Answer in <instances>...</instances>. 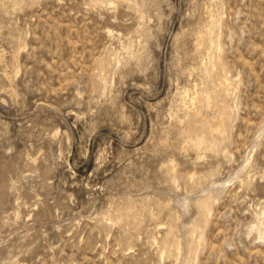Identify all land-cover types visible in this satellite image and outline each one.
<instances>
[{"label":"rangeland","instance_id":"1","mask_svg":"<svg viewBox=\"0 0 264 264\" xmlns=\"http://www.w3.org/2000/svg\"><path fill=\"white\" fill-rule=\"evenodd\" d=\"M0 264H264V0H0Z\"/></svg>","mask_w":264,"mask_h":264},{"label":"bare ground","instance_id":"2","mask_svg":"<svg viewBox=\"0 0 264 264\" xmlns=\"http://www.w3.org/2000/svg\"><path fill=\"white\" fill-rule=\"evenodd\" d=\"M214 20V18H213ZM206 27V26H205ZM206 30V29H205ZM214 30V29H213ZM210 34V33H209ZM210 42L211 45L210 47L213 46V42L215 40L214 34L211 32L210 34ZM201 38V37H200ZM197 39V38H196ZM198 41V40H197ZM201 44V43H200ZM203 61V60H202ZM205 63V62H204ZM207 64V63H206ZM229 85V84H228ZM186 92V91H185ZM182 96V95H181ZM189 108L191 110V113L195 119V121H203V120H208L211 122L212 126L214 129L217 130H222L223 126L221 124V121L219 118H215V113H216V101L215 98L209 94L206 93L202 97H197L195 99L194 97L190 96V101H189ZM203 136V134H202ZM186 139V138H185ZM199 139V138H198ZM197 139V140H198ZM196 140V141H197ZM202 141V140H201ZM209 141V140H208ZM186 142V141H185ZM189 142V141H188ZM198 142V141H197ZM192 144V143H191ZM201 144V143H200ZM191 146V145H190ZM193 147V146H192ZM198 149V147H196ZM208 148V147H207ZM195 149V147H194ZM172 165V164H171Z\"/></svg>","mask_w":264,"mask_h":264}]
</instances>
